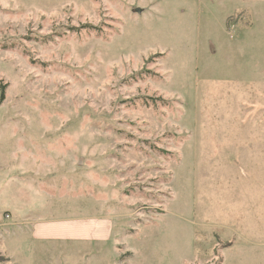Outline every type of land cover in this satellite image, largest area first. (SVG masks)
Listing matches in <instances>:
<instances>
[{
	"label": "rangeland",
	"instance_id": "obj_1",
	"mask_svg": "<svg viewBox=\"0 0 264 264\" xmlns=\"http://www.w3.org/2000/svg\"><path fill=\"white\" fill-rule=\"evenodd\" d=\"M0 84V264H264V0H0Z\"/></svg>",
	"mask_w": 264,
	"mask_h": 264
},
{
	"label": "crops",
	"instance_id": "obj_2",
	"mask_svg": "<svg viewBox=\"0 0 264 264\" xmlns=\"http://www.w3.org/2000/svg\"><path fill=\"white\" fill-rule=\"evenodd\" d=\"M25 213L32 214L31 212ZM31 226L29 234L32 235L33 240L48 241V240H67V241H83L92 240L97 238L98 234L103 235V222L92 220H78L69 219L66 221L45 219L44 217H31L26 218ZM97 230H101L97 233ZM104 236V235H103Z\"/></svg>",
	"mask_w": 264,
	"mask_h": 264
},
{
	"label": "trees",
	"instance_id": "obj_3",
	"mask_svg": "<svg viewBox=\"0 0 264 264\" xmlns=\"http://www.w3.org/2000/svg\"><path fill=\"white\" fill-rule=\"evenodd\" d=\"M85 27H87V26L86 25L85 26L83 25V26H79L76 29L78 30L80 28H85ZM4 89H5V86L0 84V100H2L4 98Z\"/></svg>",
	"mask_w": 264,
	"mask_h": 264
}]
</instances>
